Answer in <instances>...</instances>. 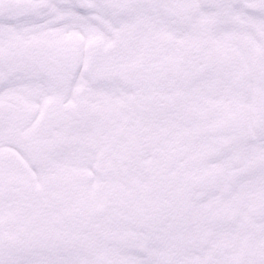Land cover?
Returning a JSON list of instances; mask_svg holds the SVG:
<instances>
[{
    "label": "snow or ice",
    "instance_id": "snow-or-ice-1",
    "mask_svg": "<svg viewBox=\"0 0 264 264\" xmlns=\"http://www.w3.org/2000/svg\"><path fill=\"white\" fill-rule=\"evenodd\" d=\"M0 264H264V0H0Z\"/></svg>",
    "mask_w": 264,
    "mask_h": 264
}]
</instances>
